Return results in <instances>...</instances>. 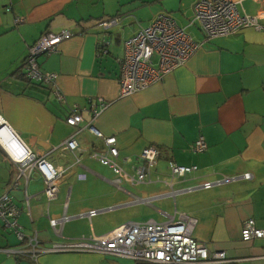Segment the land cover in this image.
Returning <instances> with one entry per match:
<instances>
[{
	"label": "crops",
	"instance_id": "obj_1",
	"mask_svg": "<svg viewBox=\"0 0 264 264\" xmlns=\"http://www.w3.org/2000/svg\"><path fill=\"white\" fill-rule=\"evenodd\" d=\"M197 1H192L190 16L182 13V23L171 12L159 13L171 14L187 28ZM234 1L250 16L264 7V0ZM246 3L257 8L250 11ZM127 4V0L110 4L0 0V116L27 149L63 171L58 198L52 202L44 195V180L37 171L13 190L17 169L0 145V197L12 195L21 211L22 230L44 247L103 236L130 222L164 223L185 214L198 221L196 240L211 253L226 254L227 261L219 264H264V238L242 239L249 220L264 230V33L243 29L206 42L201 34L202 38L193 36L192 27L188 33L203 45L187 63L160 83L123 97L119 61L125 42L154 19L138 21L125 12L128 7L120 6ZM114 18L119 23L107 31L99 26ZM17 19L23 22L16 24ZM62 32L74 36L57 52L38 58L44 73L58 77V91L64 97L60 101L51 87L26 79L25 63L30 47L42 35ZM105 41L110 43L107 50L101 48ZM153 61L157 63V57ZM73 112L83 117L79 127L67 123ZM88 127L104 138H116L118 163L129 174L142 163L144 149L158 148L161 156L148 182L114 186L116 171L94 158L106 150L105 140ZM201 137L208 149L197 153L192 147ZM71 139L79 144L78 150L52 149ZM170 163L197 166L198 171L173 177ZM247 174L252 179L186 192ZM173 193L177 195L170 196ZM146 198H152L151 204L135 202ZM93 211L99 213L80 217ZM62 216L71 220L57 233L50 219ZM26 243L0 221V264H137L95 253H46L36 262L5 252Z\"/></svg>",
	"mask_w": 264,
	"mask_h": 264
},
{
	"label": "built area",
	"instance_id": "obj_2",
	"mask_svg": "<svg viewBox=\"0 0 264 264\" xmlns=\"http://www.w3.org/2000/svg\"><path fill=\"white\" fill-rule=\"evenodd\" d=\"M10 11L11 9H8V12ZM22 22V19L16 20V24ZM118 23L119 19L114 18L111 21L100 23L99 26L107 31ZM196 26L205 35L206 42L217 37L234 35L248 28L264 33V7L256 16H250L245 10H240L238 2L234 0H198L193 6V17L187 28L181 27L171 14L159 13L147 27L141 28L139 32L125 42L124 55L119 61L121 67L119 81L122 96H131L160 83L165 76L185 65L203 45L195 41L188 33V29ZM73 36L71 32L45 33L37 44L29 49L25 63L26 78L35 83L52 84L55 96L60 101H63L64 97L58 91L56 84L58 77L41 71L38 58L57 52L59 45L70 40ZM109 45V42H103L101 48L107 49ZM155 57H157V63L153 61ZM100 103H102L103 108L108 107L107 104L103 103V100H100ZM99 113L94 111L96 116ZM0 119L4 120L2 116ZM83 121V117L75 112L67 119V123L73 127H79ZM88 129L105 140L106 150L104 153L97 152L94 158L116 171L118 176L112 181L114 186L119 188L124 183L139 185L148 182L152 170L161 156L158 148L144 149L140 155L142 163L135 168L134 174H129L118 163L119 150L116 138H104L94 127H88ZM78 145L75 139H71L61 143L58 147L57 145L52 147V149L75 151L78 150ZM192 148L197 153H203L207 151L208 145L205 139L201 137ZM25 154L26 156L20 160L9 155L17 169V176L12 189L19 188L23 181L28 183L33 171H37L44 180V195L49 202L56 200L63 171L51 165L46 157L43 158L44 155H37L30 149H27ZM169 169L173 177L177 178H185L198 171L197 166L185 167L176 163H170ZM250 179H252L250 174L224 177L217 182H208L194 188H188L186 192L199 189L208 190L215 186ZM176 195L173 193L170 196ZM135 202L151 204L152 198L137 199ZM98 213V211H93L80 217H92ZM20 214L21 211L10 193L0 197V221L20 241L27 242L22 248L5 251L8 256L24 257L36 262L42 254L46 253H95L133 260L137 264H219L227 261L225 253H211L206 245L196 240L194 233L198 221L185 214H180L178 218H170L164 223L152 220L145 223L130 222L103 236L94 235L70 242H56L49 247L42 246L36 236H29L23 232L18 221ZM70 220L71 218L67 216L50 219V226L57 233H60L64 224ZM263 238L264 230L258 229L253 219L245 223L242 229L243 241Z\"/></svg>",
	"mask_w": 264,
	"mask_h": 264
},
{
	"label": "rangeland",
	"instance_id": "obj_3",
	"mask_svg": "<svg viewBox=\"0 0 264 264\" xmlns=\"http://www.w3.org/2000/svg\"><path fill=\"white\" fill-rule=\"evenodd\" d=\"M115 2L117 0H114ZM128 4L121 8L128 7L125 12L133 15L138 21L143 20V22L150 21L153 19L159 11L171 12L175 17L182 23V13H185L187 16L191 15L190 6L192 5L193 0H127ZM110 4V0H106ZM112 5V4H111ZM246 7L250 11H254L257 7L252 3H246ZM147 24V23H145ZM197 26L191 29L193 36L197 39L202 38L201 35L205 38V35L202 32L197 30ZM253 29V28H248ZM254 30V29H253ZM201 34V35H200Z\"/></svg>",
	"mask_w": 264,
	"mask_h": 264
},
{
	"label": "bare ground",
	"instance_id": "obj_4",
	"mask_svg": "<svg viewBox=\"0 0 264 264\" xmlns=\"http://www.w3.org/2000/svg\"><path fill=\"white\" fill-rule=\"evenodd\" d=\"M3 124H5L4 120L0 119V145L3 147V149L11 155L14 159L20 160L26 156V151L20 152L16 148H14V145H10L12 142H14L13 139L9 136L7 130L3 129Z\"/></svg>",
	"mask_w": 264,
	"mask_h": 264
},
{
	"label": "water",
	"instance_id": "obj_5",
	"mask_svg": "<svg viewBox=\"0 0 264 264\" xmlns=\"http://www.w3.org/2000/svg\"><path fill=\"white\" fill-rule=\"evenodd\" d=\"M3 129L7 130L9 136L11 137V139L14 140V142H12L10 145H14V148H16L18 151H22L25 153V151H27V147L24 145V143L21 141V139L14 133V131L7 125L4 124L3 125Z\"/></svg>",
	"mask_w": 264,
	"mask_h": 264
},
{
	"label": "trees",
	"instance_id": "obj_6",
	"mask_svg": "<svg viewBox=\"0 0 264 264\" xmlns=\"http://www.w3.org/2000/svg\"><path fill=\"white\" fill-rule=\"evenodd\" d=\"M60 34V33H59ZM74 35V34H73ZM43 36V35H42ZM41 36V37H42ZM40 40V39H39ZM38 40V41H39ZM37 41V42H38ZM37 42L36 43H34L30 48H32V47H34L36 44H37ZM100 46V45H99ZM108 49V48H107ZM107 49H105V50H107ZM42 56H48V55H42ZM27 60V59H26ZM40 65V64H39ZM41 68V67H40ZM42 71V70H41ZM25 77H26V75H25ZM27 80H29L28 78H26ZM30 81V80H29ZM32 82V81H31ZM35 83V82H34ZM37 83V82H36ZM37 84H39V85H42V86H48V87H51V89L53 90V85L52 84H41V83H37ZM244 181H248V180H244ZM18 221H19V219H18ZM24 232V231H23ZM14 234V233H13ZM15 235V234H14ZM16 236V235H15ZM17 237V236H16Z\"/></svg>",
	"mask_w": 264,
	"mask_h": 264
},
{
	"label": "clouds",
	"instance_id": "obj_7",
	"mask_svg": "<svg viewBox=\"0 0 264 264\" xmlns=\"http://www.w3.org/2000/svg\"><path fill=\"white\" fill-rule=\"evenodd\" d=\"M106 42V41H105ZM108 42V41H107ZM103 43V42H102ZM6 124V123H5ZM6 152V151H5ZM7 153V152H6ZM8 154V153H7ZM9 155V154H8Z\"/></svg>",
	"mask_w": 264,
	"mask_h": 264
}]
</instances>
